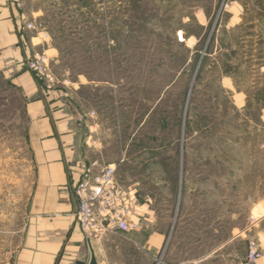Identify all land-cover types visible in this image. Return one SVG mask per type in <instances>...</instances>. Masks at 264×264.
<instances>
[{
  "label": "rangeland",
  "instance_id": "obj_1",
  "mask_svg": "<svg viewBox=\"0 0 264 264\" xmlns=\"http://www.w3.org/2000/svg\"><path fill=\"white\" fill-rule=\"evenodd\" d=\"M7 6L21 41L0 50V264L34 178L28 110L40 96L27 78L83 124L87 165H115L147 204L144 223L164 239L152 264L242 260L264 217V0Z\"/></svg>",
  "mask_w": 264,
  "mask_h": 264
},
{
  "label": "crops",
  "instance_id": "obj_2",
  "mask_svg": "<svg viewBox=\"0 0 264 264\" xmlns=\"http://www.w3.org/2000/svg\"><path fill=\"white\" fill-rule=\"evenodd\" d=\"M17 29L14 9L11 6L2 8L0 50H10L19 44L21 38ZM14 53L27 59L25 49L21 53L18 48ZM27 79V85L33 87L32 95L35 92L40 96L28 110L35 169L25 224L10 263L89 264L94 257L98 264H152L164 239L144 223L152 217L147 204L137 202L133 209L132 219L141 224L139 230L112 232L91 244L85 240L76 216L78 198L75 193L80 174L88 166L84 160L83 124L62 96L46 93L38 81ZM256 231L255 239L263 252L257 264H264V217ZM129 249L132 254L127 252Z\"/></svg>",
  "mask_w": 264,
  "mask_h": 264
},
{
  "label": "built area",
  "instance_id": "obj_3",
  "mask_svg": "<svg viewBox=\"0 0 264 264\" xmlns=\"http://www.w3.org/2000/svg\"><path fill=\"white\" fill-rule=\"evenodd\" d=\"M75 193L78 198V224L90 244L112 232L139 230L140 224L132 219L137 200L131 192L119 186L115 165L104 168H98L96 164L85 166ZM262 256L259 242L252 240L246 256L237 264H257Z\"/></svg>",
  "mask_w": 264,
  "mask_h": 264
},
{
  "label": "water",
  "instance_id": "obj_4",
  "mask_svg": "<svg viewBox=\"0 0 264 264\" xmlns=\"http://www.w3.org/2000/svg\"><path fill=\"white\" fill-rule=\"evenodd\" d=\"M76 264H87L86 262H77ZM89 264H98L97 260L93 257Z\"/></svg>",
  "mask_w": 264,
  "mask_h": 264
}]
</instances>
